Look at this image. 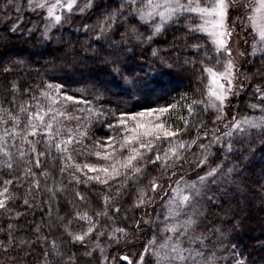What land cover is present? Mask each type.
Masks as SVG:
<instances>
[{"label":"trees","instance_id":"16d2710c","mask_svg":"<svg viewBox=\"0 0 264 264\" xmlns=\"http://www.w3.org/2000/svg\"><path fill=\"white\" fill-rule=\"evenodd\" d=\"M5 2L0 0V105L10 106L13 95L17 97V102L26 100L33 93L38 94L48 83L60 85L61 93L90 101L104 112H138L167 106L179 101L184 94L198 97L203 90V84L197 79L199 63L194 69L190 64H185V59L193 58L196 50L191 45L196 42L202 45L199 49L201 54L207 51L214 56L215 53L204 35L188 31L183 17L169 24L150 42L139 43L132 38L130 29L136 26L139 32L147 36V26L134 16H128L119 20L105 39L97 41V29L94 26L106 12L118 7L120 0H93L91 8L83 13L74 9L62 26L52 30L50 39H44L40 31L31 34L27 31L33 26L42 30L43 23L39 14L24 7L26 0H16L22 6L20 15L23 19L17 31H9L11 24L16 21L17 13L10 8L9 20L4 14ZM84 2L78 0L81 6ZM231 15L230 11L226 23L229 31ZM234 24L237 31L232 36H242L245 53L239 67L244 87L238 88L235 95L228 97L226 113L228 119L233 115L259 116V110H253L248 105L256 102L253 85L264 81V58L260 54L255 57L248 54L252 37L246 38L244 35L250 32L239 25L238 20ZM85 25H88L87 29ZM126 30L129 32L127 42L122 45L117 43L113 47V41L124 39L121 34ZM94 48L98 54H94ZM153 49L156 50L155 55ZM109 54L117 61L118 72L113 70L111 63L103 62V58ZM201 58L197 57V60ZM125 77L137 79V87L130 89ZM244 77L249 79L245 80ZM14 83L19 89L16 93L12 90ZM67 103L70 115L76 113L79 107H84L78 100ZM182 114L187 116L186 110ZM111 119V116L94 119L86 144H91L93 138L106 135L109 132L106 123ZM194 119L197 122L203 120L207 128L211 129L215 116L209 110L208 113L194 114ZM75 123L71 121L70 126ZM177 126L183 128V122L177 121L174 127ZM220 128L223 131V125ZM195 135L196 128L191 124L188 131L182 133L186 140ZM203 142L207 144L208 140ZM37 147L43 150L42 144ZM58 155L53 149L51 156ZM73 155L77 160L83 159L76 153ZM40 159V167L32 169L35 176H25L24 167L20 164L14 165L12 170L0 168V188L5 186V179L12 180V184L7 185L12 198L6 202L5 209H0V264H46L47 261L79 264L88 248L71 243L64 225L72 220L69 225L71 231H78L80 224L75 222L74 212L88 209L94 213L97 208H102L104 195L116 197L115 189L121 187L113 183V187L108 189L96 181L86 183L87 177L80 173H77L80 176L78 183L69 175L73 169L60 173V159H52L47 155ZM88 159L95 160V157L89 156ZM184 159L187 162L182 163V166L177 165L176 175L171 176V180L180 177L195 180L198 175H204L209 166L221 165L216 175L209 177L205 184V198L200 203L203 215L199 217L196 229L197 233L208 237L209 247L222 257L220 264H233L238 259H243L245 264H264V135L253 131L250 135L237 136L233 141V150L227 154L220 144L212 145L208 163L202 167L196 166L199 159L196 146L185 152ZM147 168V174L139 183L129 182L112 202L120 209L114 218H121L131 230H135L134 225L142 218H153L162 212L161 199L146 208L135 206L137 190L147 187L153 176L160 175V171L152 165ZM45 169L49 173L47 177L40 175ZM229 169L232 171L229 172ZM33 181H39V186ZM169 182L167 177L164 178L165 190ZM77 192L85 197L84 201L77 197ZM209 196L212 197L211 201L208 200ZM9 224L12 225L11 229ZM150 229L145 224L142 226L144 239L150 237ZM42 237L48 239L43 240ZM51 240L56 241L62 256L53 257L49 248V256L45 257V249ZM73 254L74 260H69L68 257ZM224 256H227L226 260Z\"/></svg>","mask_w":264,"mask_h":264},{"label":"snow or ice","instance_id":"6c2138e0","mask_svg":"<svg viewBox=\"0 0 264 264\" xmlns=\"http://www.w3.org/2000/svg\"><path fill=\"white\" fill-rule=\"evenodd\" d=\"M92 6L93 0H85L82 6L78 0H26L24 7L39 14L43 23L42 30L33 26L27 31L30 34L40 31L42 38L50 39L52 30L62 26L74 9L83 13ZM235 6V0H120L118 7L106 12L102 20L94 26L97 29L95 38L101 41L119 20L134 16L147 26L149 34L145 36L136 26H132V38L136 42L144 43L150 42L154 36L166 30L169 24L179 21L181 17L185 18L188 31L206 34L215 53L214 56L207 51L201 54L199 49L202 45L196 42L191 45L196 50L193 58L185 59V64H190L194 69L197 63L200 65L197 79L203 84V90L198 97L184 94L175 103L138 112H104L90 101L61 93L60 85L48 83L38 94L33 93L26 100L17 102V97L13 95L10 106L0 105V168L12 170L14 165L20 164L24 167L25 176H35L33 167L39 168L40 158L47 155L61 160V174L73 169L69 175L78 183L80 176L77 173H80L87 177L86 183L96 181L108 189L113 187V183L121 186L115 189L116 197L104 195L102 208H97L94 213L88 209L74 212L75 222L80 224L78 231H71L69 225L72 220L64 225L71 243H78L86 249L91 243L95 249H99L101 264H108L109 257L104 254L100 237L107 234L110 243L118 244L121 239L127 240L129 236L125 227L109 226L101 221H113L120 209L112 202L129 182H140L148 172V165L158 169L160 175L153 176L147 187L137 190L135 206L150 205L160 197L163 201L162 212H158L155 219L142 218L136 222V231H141V223L152 225V233L143 244L142 250L134 257L126 254L112 256V264H220L222 257L209 247L208 237L197 233L196 229L199 217L203 215L197 198L202 196V189L208 178L214 177L221 165L209 166L208 171L203 176L198 175L195 180H186L183 177L171 180V176L176 175L178 164L182 166V163L187 162L184 154L191 151L193 146L199 149L196 166L202 167L208 163L212 145L220 144L227 154L233 150V141L237 136L250 135L253 131L264 135V81L253 85L256 102L248 105L253 110L258 109L259 116L233 115L228 119L225 111L228 97L235 95L238 88L244 87L230 43L232 32L225 23L228 10ZM240 7L243 11L241 23L250 30L252 37L248 54L253 57L260 54L264 58V0H244ZM10 8L17 13L16 21L9 28V31L15 32L20 28L23 19L20 15L22 6L16 0H6L3 9L9 20ZM194 20L197 22L192 23ZM84 27L87 29L88 25ZM121 35L124 39L113 41V47L117 43L122 45L127 42L129 32L126 30ZM93 52L98 54L95 48ZM155 54L156 50L153 49V55ZM238 54L245 55L244 52ZM201 56L203 58L197 60ZM103 62L111 63L113 70L119 71L118 63L112 59L111 54L106 55ZM124 80L130 89H135L139 83L135 78L125 77ZM12 90L14 93L19 91L15 83ZM74 100H78L84 107H79L76 113L70 115L67 102ZM185 110L187 116L182 114ZM209 110L215 113L211 129L207 128L203 120L197 122L194 119V114L208 113ZM109 116L112 117L106 123L109 132L102 137L93 138L91 144H86L92 121L107 119ZM73 120L76 123L70 126ZM177 121H182L184 127H174ZM190 124L196 128V135L186 140L182 133L188 131ZM205 139L208 140L207 144L203 142ZM41 144L43 150L37 147ZM53 149L59 154L57 157L51 156ZM73 153L83 159L77 160ZM89 156H94L95 160H89ZM40 175L47 177L48 170L45 169ZM166 177L170 180L167 190L163 183ZM33 183L39 186V181ZM11 184L12 180L5 179V186L0 188V209H5L6 202L12 198L7 187ZM161 193L164 195L161 196ZM76 195L84 201L85 197L81 193L77 192ZM208 200L211 201L212 197L209 196ZM24 203L27 204L28 201L25 200ZM8 227L11 229L12 225L9 224ZM49 248L53 257L63 255L56 241L51 240L44 252L46 258L49 256ZM91 254V251L86 252V255ZM68 259L74 260V254ZM223 259L226 260L227 256ZM46 264L55 262L47 261ZM233 264H245V261L238 259Z\"/></svg>","mask_w":264,"mask_h":264},{"label":"rangeland","instance_id":"374dc122","mask_svg":"<svg viewBox=\"0 0 264 264\" xmlns=\"http://www.w3.org/2000/svg\"><path fill=\"white\" fill-rule=\"evenodd\" d=\"M243 3H244V0H235V5L236 6L230 8L228 10V15H227L225 23H227V19L229 17V12L231 11L232 15H231V20H230L228 26L230 27L231 32L234 33V34L237 31L236 27L234 26L235 25L234 23L238 20L239 25H242L240 17L243 15V11H242L240 5H242ZM242 27L244 28L245 26L242 25ZM227 29L229 30L228 27H227ZM249 32H250V30H249ZM201 34L204 35L208 39L211 47L213 48V45H212V42H211L210 38H208L207 35L204 34V33H201ZM236 35L237 36H231L230 43H231V46L233 48L234 58H235V60H236V62L238 64V66L240 67L242 65V63H243L244 55L240 56L238 53L239 52H243L244 48H243V45H242L243 44L242 40H241L242 38H240L242 36H239V34H236ZM244 36L246 38H248V37L251 36V34L244 35ZM251 42H249V44H250V48L249 49L250 50H251ZM225 111H226V108H225ZM212 113L215 116V113L214 112H212ZM184 179L188 180L186 177ZM204 191H205V186L202 189V196L197 198L199 200V207H200L201 212H202V204H200V203H202V201H204V198H205ZM163 195L164 194L161 193V196H163ZM157 199H160V197H157ZM148 206L149 205L140 206V207L146 208ZM161 211H162V209H161ZM155 217H156V215L153 217V219H155ZM162 218L163 217L161 216V219ZM106 223L109 224V226L125 227L128 230V232H129L128 239L127 240L121 239V241L118 244L117 243H110L107 234H105L104 236L100 237L101 246L104 247V249H105V253L104 254L109 257L108 264H112L111 257L113 255L118 256V255L126 254L129 257H134L136 254H138L142 250L143 244L147 240V239L143 238V232H142V226L144 225L143 223L140 224L141 231H136V227H135V230H131L130 226L129 225L127 226L126 225L127 223L122 221L121 218H114L113 221H111V222L107 221ZM145 225H146V228L150 227L151 228L150 230L152 231V225L151 224H145ZM106 232H107V229H106ZM94 239H95V234L93 235V240ZM88 251H91L92 254L91 255H86V253H85L83 255V257H82L81 262L79 264H101L102 258H101L99 249H95L94 245L90 243L89 247H88ZM122 263L124 264L125 262H122Z\"/></svg>","mask_w":264,"mask_h":264},{"label":"water","instance_id":"95a60500","mask_svg":"<svg viewBox=\"0 0 264 264\" xmlns=\"http://www.w3.org/2000/svg\"><path fill=\"white\" fill-rule=\"evenodd\" d=\"M126 263V262H125Z\"/></svg>","mask_w":264,"mask_h":264}]
</instances>
